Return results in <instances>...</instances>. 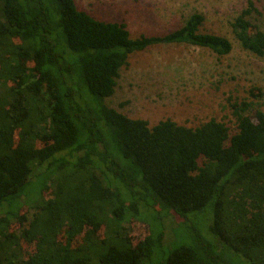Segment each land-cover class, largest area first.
Returning <instances> with one entry per match:
<instances>
[{"label": "trees", "instance_id": "trees-1", "mask_svg": "<svg viewBox=\"0 0 264 264\" xmlns=\"http://www.w3.org/2000/svg\"><path fill=\"white\" fill-rule=\"evenodd\" d=\"M253 13L248 0L231 28L263 58ZM203 22L132 38L75 0H0V264H264V109L232 102L231 133L214 119L150 127L106 103L135 53L230 54ZM134 221L147 229L137 243Z\"/></svg>", "mask_w": 264, "mask_h": 264}, {"label": "rangeland", "instance_id": "rangeland-1", "mask_svg": "<svg viewBox=\"0 0 264 264\" xmlns=\"http://www.w3.org/2000/svg\"><path fill=\"white\" fill-rule=\"evenodd\" d=\"M248 0H75L78 9L97 20L124 22L132 38L172 32L193 14L204 17L202 32L227 38L232 51L219 57L212 51L191 45L162 44L130 56L117 79L109 107L129 118L143 119L154 126L171 119L178 125L195 128L211 119L236 132L230 104L253 101L264 109V96L249 97L251 87L264 95V57L241 48L231 24L246 8ZM258 13L251 23L264 32V0H251ZM166 220L167 240L176 221ZM131 238L137 243L147 233L146 225L134 221Z\"/></svg>", "mask_w": 264, "mask_h": 264}]
</instances>
